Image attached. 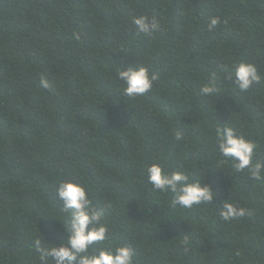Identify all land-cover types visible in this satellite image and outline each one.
<instances>
[{
    "label": "trees",
    "instance_id": "1",
    "mask_svg": "<svg viewBox=\"0 0 264 264\" xmlns=\"http://www.w3.org/2000/svg\"><path fill=\"white\" fill-rule=\"evenodd\" d=\"M140 15L159 20L152 37L132 24ZM213 16L226 23L208 31ZM233 61L264 78V0H0V264H39L37 235L60 243L63 179L111 205L104 219L134 264H264V183L220 165L212 139L226 124L264 161V79L241 92L221 71ZM136 65L158 80L129 99L117 67ZM214 73L220 91L201 95ZM150 162L203 175L213 204L170 207ZM223 202L251 215L224 222Z\"/></svg>",
    "mask_w": 264,
    "mask_h": 264
},
{
    "label": "clouds",
    "instance_id": "2",
    "mask_svg": "<svg viewBox=\"0 0 264 264\" xmlns=\"http://www.w3.org/2000/svg\"><path fill=\"white\" fill-rule=\"evenodd\" d=\"M221 23V17H209L208 31L214 30ZM138 34L152 37L161 25L156 17L140 15L132 18ZM76 39H80L77 34ZM226 78L230 80L241 92H247L254 84H260L262 76L258 66L245 61H233L230 67L222 68ZM117 79L123 87L121 95L135 99L153 90L158 75L149 71L143 65L117 67ZM213 81L200 88L203 96H215L219 91ZM41 87L50 88V83L43 77ZM182 135L175 133V140L180 141ZM215 150L220 157L219 164L232 161L235 172L248 171L251 179L264 183V161L253 164L258 145L244 135L224 124L215 128L212 137ZM173 169L171 165L159 162H150L145 167L146 180L151 189L164 195H170L169 206L192 209L194 206L213 204L216 192L210 185L202 182V176L196 177L187 170L183 163ZM56 198L61 204L62 213L52 220L61 226L60 243H45L39 235L33 240L34 252L37 254L39 264H134L136 250L129 244H119L112 239L111 230L104 217L111 208L106 204L103 208L94 206L89 191L83 183L71 179H63L55 188ZM251 215L250 209L241 207L235 202H223L219 216L224 222L238 217ZM185 245L188 240L183 241ZM187 250V249H186Z\"/></svg>",
    "mask_w": 264,
    "mask_h": 264
}]
</instances>
